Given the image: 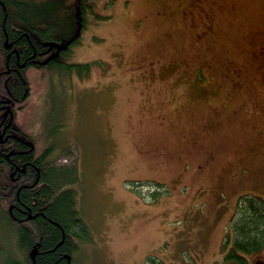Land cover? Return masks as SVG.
Segmentation results:
<instances>
[{
  "label": "rangeland",
  "instance_id": "obj_1",
  "mask_svg": "<svg viewBox=\"0 0 264 264\" xmlns=\"http://www.w3.org/2000/svg\"><path fill=\"white\" fill-rule=\"evenodd\" d=\"M94 1L19 118L76 167L72 264H227L240 197L264 198V0Z\"/></svg>",
  "mask_w": 264,
  "mask_h": 264
},
{
  "label": "trees",
  "instance_id": "obj_2",
  "mask_svg": "<svg viewBox=\"0 0 264 264\" xmlns=\"http://www.w3.org/2000/svg\"><path fill=\"white\" fill-rule=\"evenodd\" d=\"M91 14L102 18L95 12L94 0H0V42L7 35L11 49L19 51L21 61L34 62L37 69L48 72L64 68L53 60L45 66L42 61L31 60L32 55L40 59L41 50L54 43L55 54L62 52L65 56L81 38ZM6 52L0 48V69L5 65ZM13 52L11 59L15 62L16 51ZM13 80L14 77L9 87L18 96L21 84H13ZM4 146L0 143V230L9 233L10 246L4 251L0 245V255L6 253L0 264H67L66 254L75 253V240L86 238L87 231V223L78 214L75 191L65 187L76 181V167L52 165L44 157L38 158L40 180L35 182V175L30 177L28 171L15 184L11 162L2 152ZM11 160L19 159L13 155ZM28 178L31 184L20 186ZM12 202L18 207L13 208L17 219L9 210ZM224 246L227 264H246L250 254L264 249L263 197H240ZM34 249L38 251L36 263L30 255Z\"/></svg>",
  "mask_w": 264,
  "mask_h": 264
},
{
  "label": "flooded vegetation",
  "instance_id": "obj_3",
  "mask_svg": "<svg viewBox=\"0 0 264 264\" xmlns=\"http://www.w3.org/2000/svg\"><path fill=\"white\" fill-rule=\"evenodd\" d=\"M7 38V35L5 39ZM5 42V40H4ZM70 48V47H69ZM12 55V54H11ZM10 55V57H11ZM17 60L19 59V54L16 53ZM40 59L37 56L38 61H42L45 64V66H49L51 63V60L56 62L57 64L62 63V66L65 67L66 65H69L66 63V60L63 58L62 52L60 54L56 55L53 54L51 56H48V53H41L39 56ZM10 59V58H9ZM11 62L9 61L8 63L5 61V65L1 67L0 69V113H1V119H0V134L4 132L5 134V139L0 138V143H4L3 150H5V157L6 159L11 162V179L14 181L16 184L17 179L22 176V174L27 173L30 171V177L35 175L34 180L35 182H38L41 177V169L40 166L36 163H38V158L44 153V151L51 150L53 156L56 158L55 154V144L53 141L50 139L49 134L46 135V139L44 140V145L42 149L38 148V139L37 137L31 132L30 128H27L26 125L23 126L21 124V120L19 117L15 116V112H20L24 108V102L27 100L28 96L22 100V98H19V96H15L12 94H5V91H8V82L10 80V77L14 74V66L13 64H10ZM66 70V69H65ZM29 87V86H28ZM28 89V88H27ZM8 93V92H7ZM7 95H9V98H12L9 102H6L5 100L8 98ZM22 95V94H21ZM12 111L13 114V122L11 124H8L7 127L6 124L10 119L11 113H9L8 116H6V112L8 110ZM4 117L6 119H4ZM63 123V122H62ZM61 123V124H62ZM62 126H65V124H62ZM48 139V143L46 144V140ZM32 146L34 148H32ZM13 148L12 150L8 151L9 149ZM17 156L19 160L17 162H13L11 160V156ZM23 159H26L25 161H22ZM59 159V157L57 158ZM35 161V162H34ZM53 165L65 167V164L63 163H56ZM71 168V167H70ZM28 181V182H27ZM31 182L26 180L25 182H20V186H25L28 187ZM73 183L70 181L68 184L65 186L66 188L71 187ZM21 188V187H19ZM17 207V206H16ZM18 208V207H17ZM11 215L15 217L14 210L10 211ZM30 215H32L33 211L32 208L29 209ZM34 214V213H33ZM17 216V215H16ZM16 218V217H15ZM17 219V218H16ZM78 219V217H77ZM38 251H36L37 254ZM35 254V257H36ZM74 254L70 255V259L73 260ZM69 259V257H67ZM68 261V260H67Z\"/></svg>",
  "mask_w": 264,
  "mask_h": 264
},
{
  "label": "bare ground",
  "instance_id": "obj_4",
  "mask_svg": "<svg viewBox=\"0 0 264 264\" xmlns=\"http://www.w3.org/2000/svg\"><path fill=\"white\" fill-rule=\"evenodd\" d=\"M8 40V36H7V38L5 39V42ZM4 41L2 42V44H1V42H0V48H5L6 50H7V52H6V62L8 63L9 61L11 62L10 64H13V65H15L14 66V68H15V72H14V74L10 77V79L12 78V77H14V80L12 81V83L13 84H15V83H20L21 84V86H22V88H21V86H20V92H19V98H22V100H24L27 96H28V93H27V88H28V86H29V82H28V71L29 70H31V69H33V70H35V69H37V67H36V65H34V62H30V63H28L27 61H21V58H20V53H19V51L18 50H16L15 48H14V50H12L11 49V46L10 47H7L6 46V43H5ZM9 44H11V42H9ZM13 51H16V53L17 54H19V59L17 60V57H16V61L15 62H13L12 61V59H11V57H10V55L12 54L13 55ZM42 52V54L43 53H48V56H51V55H53V54H55L56 53V51H57V47H55L54 46V43H50V44H47V47L46 48H44L43 50H41ZM11 55V56H12ZM17 56V55H16ZM34 57V58H33ZM36 57V58H35ZM10 58V59H9ZM35 59V61H37V55L35 56V55H32V59L31 60H34ZM9 84H10V80H9V82H8V91L6 90L5 91V89H3L4 90V92H5V94H12L13 95V92L11 91V89H10V87H9ZM8 92V93H7ZM22 94V95H21ZM7 99L5 100L6 102H9L12 98H9L10 96L9 95H7ZM7 113V112H6ZM9 113H11V115H10V119H9V121L7 122V124H6V126L5 127H7L8 126V124L10 123V120H11V116H13V114H12V111H10ZM9 113H8V115H9ZM8 115H6V116H8ZM1 114H0V119H1ZM15 116H17V118L19 117V118H21V113L20 112H15ZM4 119H6L5 117H4ZM13 122V119H12V121H11V123ZM1 123V122H0ZM10 123V124H11ZM5 134H4V132H2L1 134H0V138H1V140L2 139H5ZM2 144H4V143H2ZM32 148H34L33 146H32ZM13 148H11V149H9L8 151H10V150H12ZM2 152H5V150H2ZM44 157V159L46 160V161H48L50 164H55V163H58L59 161H58V159L57 158H55L54 156H53V154H52V152L51 151H49V150H47V151H44V153L40 156V158H43ZM20 189L21 188H19L18 189V192L20 191ZM17 206V204H16V202H12L11 203V205L9 206V210L10 211H12V210H14L13 208L14 207H16ZM67 256L66 257H68L69 255H71V253L70 254H66ZM32 258V257H31ZM33 259V258H32ZM34 261H35V263H36V257L33 259ZM67 264H72V260L71 259H68V261H67Z\"/></svg>",
  "mask_w": 264,
  "mask_h": 264
},
{
  "label": "water",
  "instance_id": "obj_5",
  "mask_svg": "<svg viewBox=\"0 0 264 264\" xmlns=\"http://www.w3.org/2000/svg\"><path fill=\"white\" fill-rule=\"evenodd\" d=\"M5 43H6V46H7V47H10V46H11V44H9V41H8V40H7ZM27 93H28V90H27ZM10 111H11V109L7 111L6 115H8V113H9ZM12 119H13V116H11L10 123H11ZM10 123H9V124H10ZM36 251H37V250L34 249V250H32V251L30 252V255H31V257H32L33 259L35 258ZM68 257H69V259H70V255H69Z\"/></svg>",
  "mask_w": 264,
  "mask_h": 264
}]
</instances>
